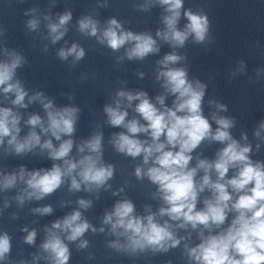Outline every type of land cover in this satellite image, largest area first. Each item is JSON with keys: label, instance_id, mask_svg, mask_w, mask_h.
<instances>
[{"label": "clouds", "instance_id": "9594fccd", "mask_svg": "<svg viewBox=\"0 0 264 264\" xmlns=\"http://www.w3.org/2000/svg\"><path fill=\"white\" fill-rule=\"evenodd\" d=\"M158 3L164 6L167 13L163 17L165 28L156 32L160 40L173 48H183L190 36L196 44L211 43L210 21L206 14L185 11L183 15L188 23L180 29L178 23L184 0H158ZM34 12L35 9H30L25 15ZM71 19V11H66L59 15L57 22L48 23L49 36L53 44L63 39L67 32L66 25ZM38 24L39 21L35 18L26 22L27 28L33 31L38 28ZM107 24L108 26L101 31L98 20L85 16L78 21V31L83 35L95 37L100 44H106L113 51L130 44L131 47L126 50V57L129 60H143L149 54L160 51L157 40L152 35L123 30L121 23L115 18L108 20ZM6 54L9 59L0 61V90L5 96L9 93L14 94L15 98L11 101L13 105L26 108L25 97L28 93L22 83L15 79L16 70L26 61L15 51H6ZM58 56L61 60H67L72 56L74 61H79L84 58L85 51L79 44L73 43L68 48H61ZM182 59L184 57L172 52L157 61L160 67L156 79L162 80L164 92L175 98L172 107L165 105V95H158L154 104L146 92L133 93L123 90L117 92L115 106L104 107L107 123L112 127L126 129V132L113 134L110 143L118 153L132 158L142 155L145 165L151 162L146 171L137 166L135 176L138 179L146 176L156 185L159 198L164 205L159 208L158 213L149 212L145 216H140L134 214L135 205L131 200L117 201L113 209L105 213L103 223L110 225L111 232L124 237L126 242L121 244L115 241L109 246L131 254L146 249L166 252L169 248L176 247L180 244V239H177L172 230L173 225L167 220L163 223L158 222L156 217L159 215L167 216L171 221H179L180 223L176 225L178 228L190 225L194 230L198 226L209 230L207 236L203 232L199 233L201 242L195 247L189 248L185 245L187 255L195 264H264V163L253 162L250 159L249 153L252 151L250 144L242 146L233 139L229 131L235 124L233 118L213 113L211 118L217 125L213 132L209 119L203 115L202 109L207 85L199 80H190L187 68L172 66L179 64ZM245 73L246 64L240 60L231 75L235 77L237 74ZM262 74L264 69L256 70L257 79ZM251 79L249 77L250 82ZM120 98H126L129 106L132 101H138L135 112L145 123L136 118L127 120L128 112L121 108ZM33 101L42 104L46 121L39 115H30L26 123L31 130L23 138H19L20 115L11 108L0 107V145H3L5 137H8L7 144L17 155L31 152L39 146L41 150H47L48 158L62 161L63 164L54 163L51 169L27 173L22 167L18 175L0 177V188L10 189L18 180L23 181L27 185L25 189L27 198L40 200L60 188L65 177L71 178L70 190L79 191L82 184L89 192L105 186L114 175V165L104 164L102 161L103 133L96 132L77 146L79 153L87 154L78 160L69 159L74 141L71 138L62 140V137H71L74 134L79 108L74 106L57 108L52 100L40 92L28 96V103ZM157 104L160 107H157ZM209 104H215L220 111H227L225 104L213 100H210ZM37 127L45 135L50 134L59 141V145L54 146L52 139H46L42 143L41 136L35 131ZM261 130H264V121L260 122L254 135L259 138ZM141 133L147 134L150 142L139 139L138 134ZM243 139H247L246 135ZM205 140L219 142L224 147L218 150L215 160L198 159L195 167H189L193 159L191 153ZM230 169H235L236 174L226 180ZM198 170L204 172L199 183L195 179ZM213 170L217 174L215 181L210 176ZM206 189L211 192V198L204 199V207L197 210L199 194ZM232 193L237 194L235 199ZM24 198L18 196L16 199L22 204ZM78 204L80 208L87 209L91 207L92 202L80 199ZM52 210L51 206L34 209L41 215L51 214ZM229 212L235 213L230 225L218 234H211L213 227L220 229L225 224ZM81 215L80 211H73L62 220L53 222L50 228H46V239L41 247L48 253L47 258L51 260V264H68L70 258L69 248L56 230L66 232L68 241H76L92 227L87 220L81 218ZM103 230L100 229L101 232ZM92 231L95 232L96 229L92 228ZM35 237L36 232L33 230L28 232L24 241L31 245L35 242ZM87 243L81 241L79 247L84 248ZM10 249L9 236L0 235V261L7 259Z\"/></svg>", "mask_w": 264, "mask_h": 264}]
</instances>
